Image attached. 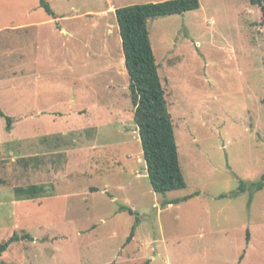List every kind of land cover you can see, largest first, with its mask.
Segmentation results:
<instances>
[{"label":"rangeland","instance_id":"1","mask_svg":"<svg viewBox=\"0 0 264 264\" xmlns=\"http://www.w3.org/2000/svg\"><path fill=\"white\" fill-rule=\"evenodd\" d=\"M46 1L55 18L37 0H0V110L12 119L7 131L0 117V244L20 238L0 264H264V187L251 188L264 175L259 8L199 0L148 20L186 182L161 195L115 10L166 0ZM42 181L47 197L14 202V188Z\"/></svg>","mask_w":264,"mask_h":264},{"label":"trees","instance_id":"2","mask_svg":"<svg viewBox=\"0 0 264 264\" xmlns=\"http://www.w3.org/2000/svg\"><path fill=\"white\" fill-rule=\"evenodd\" d=\"M39 7L55 18L46 0H37ZM250 4L259 8L264 23V0H250ZM200 8L199 0H166L116 8L115 18L121 40L124 66L128 74V89L133 107V122L138 133L146 176L151 189L156 194L183 190L186 182L182 175L174 127L168 111L165 92L162 87L158 67L150 44L147 22L158 17L182 15ZM260 17V18H261ZM0 117L6 120L9 131L12 119L0 110ZM264 187V175L260 181L251 184L253 191ZM43 187H28L20 190V199L32 200L43 196ZM244 191L241 184L240 192ZM188 197L176 199L172 204L187 201ZM169 204V203H166ZM133 214L132 210H128ZM132 228L129 239L133 236ZM25 238H28L26 236ZM20 238L13 235L0 244V259L9 245ZM128 239V240H129ZM249 232L245 241L249 244ZM147 264V263H146Z\"/></svg>","mask_w":264,"mask_h":264},{"label":"crops","instance_id":"3","mask_svg":"<svg viewBox=\"0 0 264 264\" xmlns=\"http://www.w3.org/2000/svg\"><path fill=\"white\" fill-rule=\"evenodd\" d=\"M30 98H33V95L32 96H30ZM35 98V97H34ZM35 101H36V103L38 102V100H36L35 99ZM80 110L78 111V113H82L83 112V107H80L79 108ZM90 109H92V108H90ZM96 109H98V107H96V106H94L93 107V109H92V114L93 115H95L96 116V119L97 120H99L100 118V113H98L97 111H95ZM90 114V112L88 113V110H86V113L84 114V115H89ZM83 115V114H82ZM44 181H42V182H37V183H35V185H27V187H21V186H18L17 188H14V191L17 193V196H16V198H15V200H14V202H18V201H21L22 199H20V190H22L23 188H28V187H32V186H35V187H43V196L42 197H47L46 196V192H45V190H44V187L45 186H47V184L46 183H49L48 181H46L45 183H43ZM48 192H49V190H48ZM50 196V195H49ZM42 197H39V198H42ZM36 199H38V197L36 198ZM34 200V199H33ZM191 200V199H190ZM172 201H165L164 203H162V206H165V209L164 210H166V209H173L174 208V206H178V207H180L181 206V204H183V203H186V201H184V202H181V203H178V204H172L171 203ZM166 203H169V204H166Z\"/></svg>","mask_w":264,"mask_h":264}]
</instances>
